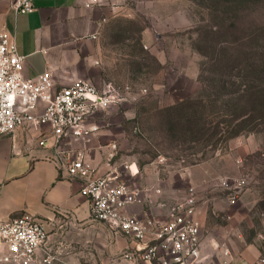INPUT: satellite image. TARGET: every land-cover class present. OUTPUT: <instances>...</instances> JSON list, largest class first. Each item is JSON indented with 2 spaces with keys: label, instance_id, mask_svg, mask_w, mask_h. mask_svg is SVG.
<instances>
[{
  "label": "rangeland",
  "instance_id": "374dc122",
  "mask_svg": "<svg viewBox=\"0 0 264 264\" xmlns=\"http://www.w3.org/2000/svg\"><path fill=\"white\" fill-rule=\"evenodd\" d=\"M121 5L100 35L105 63L101 78L129 90L124 100L94 113L91 121L100 133L92 140L112 154L110 165L126 181L156 184L168 205L188 187L195 189L202 247L210 264H262L264 132L242 133L224 142L189 133L183 118L181 129L168 125L172 112L166 109L189 99L211 125L219 119L217 92L207 84L221 72L213 70L209 56L227 36L208 32L216 28L220 13H210L198 0H122ZM242 13L235 30L242 33L238 41L253 52L264 51V0H251ZM222 178H244L236 200L220 186ZM80 247L72 264H138L89 242Z\"/></svg>",
  "mask_w": 264,
  "mask_h": 264
},
{
  "label": "built area",
  "instance_id": "2783aa9c",
  "mask_svg": "<svg viewBox=\"0 0 264 264\" xmlns=\"http://www.w3.org/2000/svg\"><path fill=\"white\" fill-rule=\"evenodd\" d=\"M33 1L15 0L14 8L29 13ZM23 60L14 40L0 32V136L13 134L17 128L36 132V144L51 149L58 165L81 181L79 193L88 200L92 218L135 242L121 252L122 258L135 263L210 264L203 252L193 187L167 204L166 218L160 220L144 210L130 212L152 204V193L160 189L131 185L116 166L94 176L83 149L99 130L91 118L96 111L124 100L129 86L120 87L109 79L93 83L79 78L58 87L48 73L24 76ZM244 182V178H222L219 184L234 201ZM58 259L42 220L26 212L0 219V264H52Z\"/></svg>",
  "mask_w": 264,
  "mask_h": 264
},
{
  "label": "crops",
  "instance_id": "0c3cea01",
  "mask_svg": "<svg viewBox=\"0 0 264 264\" xmlns=\"http://www.w3.org/2000/svg\"><path fill=\"white\" fill-rule=\"evenodd\" d=\"M14 1L0 0V32L10 36L24 55V76L48 73L58 87L79 78L100 82L105 70L100 35L105 22L123 8L122 0H34L29 13L17 12ZM99 133L100 128L83 144L95 177L111 167L108 152L92 140ZM36 136L21 128L0 136V219L26 212L42 220L48 244L59 258L52 264H72L86 242L112 254L133 247L134 241L92 218L88 200L79 193L81 181L58 165L51 149L38 146ZM156 186L151 187L160 193H152L153 203L136 206L131 213L144 210L166 218L167 202Z\"/></svg>",
  "mask_w": 264,
  "mask_h": 264
},
{
  "label": "trees",
  "instance_id": "16d2710c",
  "mask_svg": "<svg viewBox=\"0 0 264 264\" xmlns=\"http://www.w3.org/2000/svg\"><path fill=\"white\" fill-rule=\"evenodd\" d=\"M198 2L210 13H220L218 14L220 21L216 22V28L208 32L214 35L221 34L227 38L232 37L225 38L222 44L214 49L211 55L209 54V64L213 66V70L221 71L219 77L213 76L209 79L211 85L207 84L217 92L218 98L214 105L220 107L219 119L211 125V121L204 117L202 110L189 99L166 109L172 112L168 117L169 127L181 129L180 120L183 118L188 126L186 131L189 133L206 136L207 140L216 137V141L224 142L242 133L264 132V51L259 49L253 52L251 48L238 41L240 32H235L237 22L241 18L239 13L247 9L251 0H198ZM232 28L233 30H230ZM229 76L235 79L231 80ZM197 100L202 107L201 100ZM182 109L187 113L183 115ZM260 203L264 204V199Z\"/></svg>",
  "mask_w": 264,
  "mask_h": 264
}]
</instances>
